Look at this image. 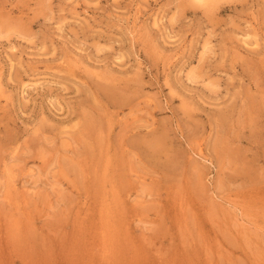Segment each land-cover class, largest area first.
I'll return each instance as SVG.
<instances>
[{
  "label": "rangeland",
  "instance_id": "374dc122",
  "mask_svg": "<svg viewBox=\"0 0 264 264\" xmlns=\"http://www.w3.org/2000/svg\"><path fill=\"white\" fill-rule=\"evenodd\" d=\"M0 264H264V0H0Z\"/></svg>",
  "mask_w": 264,
  "mask_h": 264
}]
</instances>
